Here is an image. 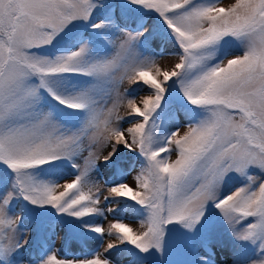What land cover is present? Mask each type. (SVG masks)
<instances>
[{"label":"snow or ice","instance_id":"snow-or-ice-1","mask_svg":"<svg viewBox=\"0 0 264 264\" xmlns=\"http://www.w3.org/2000/svg\"><path fill=\"white\" fill-rule=\"evenodd\" d=\"M133 6L157 14L170 30L178 49L170 53L178 57L170 70L138 51L143 31L118 28L115 19L91 24L117 29L100 41L110 51H94L96 38L87 33L68 37L78 45L70 52L41 54L74 22L90 21L102 0H0V164L14 173L0 192V264H11L13 253L28 244L21 240V218L10 211L15 199L106 220L114 208L101 206L102 189L92 173L121 145L144 163L135 188L126 180L104 181L110 191L104 201L139 205L143 230L120 219L107 229L88 225L103 240L99 250L73 258H57L52 250L40 264H114L108 254L120 245L163 256L168 226L192 232L210 205L237 242L257 246L255 259L235 249L233 264H264V0L226 6L220 0H128L125 9ZM230 43L241 50L229 54ZM170 81L207 115L161 137L158 114ZM126 83L151 90L142 106L128 99ZM125 100L128 115L121 116ZM126 121L131 126L123 127ZM60 161L76 172L63 183L36 174ZM232 174L243 182L222 196ZM195 255L199 264H212L210 242L198 244ZM135 259L144 264L139 254Z\"/></svg>","mask_w":264,"mask_h":264},{"label":"rangeland","instance_id":"rangeland-1","mask_svg":"<svg viewBox=\"0 0 264 264\" xmlns=\"http://www.w3.org/2000/svg\"><path fill=\"white\" fill-rule=\"evenodd\" d=\"M232 0H220L222 6L230 4ZM104 5L96 11L93 18L88 21H76L71 25L53 45L47 46L41 54L54 56L63 52H70L73 47H78L75 41L68 42V37H76L81 34L87 36L92 33L94 51H110L101 44L105 37L117 35V29L105 27L103 29H93L91 24L115 19L118 28H129L133 31H143L144 35L137 42L136 47L145 56H155L158 65L162 70H170L178 61V57L170 54L177 49L175 41L171 38L164 21L155 13L148 12L139 7L125 9L128 0H102ZM118 4V9L113 7ZM91 40V37H89ZM229 54H236L241 49L238 45L230 43L226 46ZM73 82L85 83L82 77H69ZM171 87L162 103V111L159 115L160 136L175 131L177 127H182L190 119L203 118L207 113L201 109L188 104L179 93V88L173 81L169 82ZM125 88H131L128 99H135L137 104H141L142 99L151 94L150 89L143 85L125 84ZM127 101L120 108V115L127 116ZM142 106V104H141ZM132 118H129V121ZM75 123V119L70 121ZM123 127L131 126L128 122L122 124ZM184 129H181L183 134ZM110 149H105L103 155ZM174 159L175 156L169 157ZM144 163L143 157L138 153L129 152L122 145L119 146L117 154L110 163L100 161L97 170L92 173L93 179L99 181L102 189L101 206L113 207L112 213H106L107 219L100 216H89L84 218H75L66 214H60L51 206H37L31 204L22 198L15 199L12 202L10 211L13 215L19 216V232L21 240L27 239L28 244L18 249L12 255L11 264H40L47 255L53 250L57 258H73L90 255L99 250L103 240L102 238L89 230L88 225L100 224L107 229L111 223L120 219L128 224L134 231H142L140 220L144 215V210L134 202L121 198L104 201V197L110 194L109 184L120 183L124 180L136 187L135 177L141 170ZM36 174L45 180H54L61 183L65 179H70L76 174L72 166L67 161L56 162L54 165L44 166L37 169ZM14 179V173L6 166L0 164V192H4L10 187ZM242 179L235 174L225 179L221 195H226L235 187L242 183ZM166 247L163 256L155 250L151 254L140 253L131 245H120L112 250L110 258L114 264H139L135 259L136 254L144 261V264H199L195 255V248L202 241L211 244L212 264H233V253L237 248L242 249L247 257L255 259L257 256V246L249 242H237L231 235L223 217L214 205H210L206 210L205 218L192 232L184 229L180 224L169 225L167 228ZM106 239H112L108 237Z\"/></svg>","mask_w":264,"mask_h":264}]
</instances>
